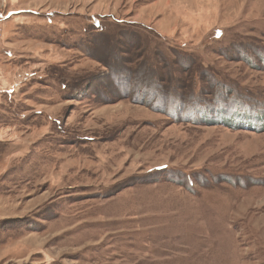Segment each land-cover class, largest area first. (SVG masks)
Wrapping results in <instances>:
<instances>
[{
	"label": "rangeland",
	"instance_id": "1",
	"mask_svg": "<svg viewBox=\"0 0 264 264\" xmlns=\"http://www.w3.org/2000/svg\"><path fill=\"white\" fill-rule=\"evenodd\" d=\"M0 264H264V0H0Z\"/></svg>",
	"mask_w": 264,
	"mask_h": 264
}]
</instances>
